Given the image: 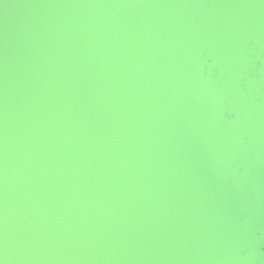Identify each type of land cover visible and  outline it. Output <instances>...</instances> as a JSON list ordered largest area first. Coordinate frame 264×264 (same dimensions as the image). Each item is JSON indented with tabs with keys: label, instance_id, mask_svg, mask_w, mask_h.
Segmentation results:
<instances>
[{
	"label": "water",
	"instance_id": "obj_1",
	"mask_svg": "<svg viewBox=\"0 0 264 264\" xmlns=\"http://www.w3.org/2000/svg\"><path fill=\"white\" fill-rule=\"evenodd\" d=\"M0 264H264V0H0Z\"/></svg>",
	"mask_w": 264,
	"mask_h": 264
}]
</instances>
